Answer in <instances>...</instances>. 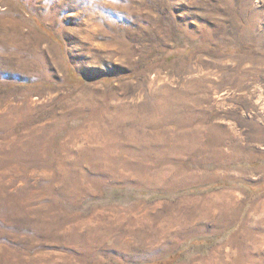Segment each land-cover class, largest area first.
Wrapping results in <instances>:
<instances>
[{
	"label": "rangeland",
	"instance_id": "rangeland-1",
	"mask_svg": "<svg viewBox=\"0 0 264 264\" xmlns=\"http://www.w3.org/2000/svg\"><path fill=\"white\" fill-rule=\"evenodd\" d=\"M254 85L264 0H0V264H264Z\"/></svg>",
	"mask_w": 264,
	"mask_h": 264
},
{
	"label": "bare ground",
	"instance_id": "bare-ground-1",
	"mask_svg": "<svg viewBox=\"0 0 264 264\" xmlns=\"http://www.w3.org/2000/svg\"><path fill=\"white\" fill-rule=\"evenodd\" d=\"M251 89L248 95L251 101L250 114L251 116H253V114H261L264 117V88L254 85ZM241 144L244 145L243 140Z\"/></svg>",
	"mask_w": 264,
	"mask_h": 264
},
{
	"label": "trees",
	"instance_id": "trees-1",
	"mask_svg": "<svg viewBox=\"0 0 264 264\" xmlns=\"http://www.w3.org/2000/svg\"><path fill=\"white\" fill-rule=\"evenodd\" d=\"M70 78H73V79H75L76 78V76L74 75V74H72V73H70ZM78 80H83V79H78Z\"/></svg>",
	"mask_w": 264,
	"mask_h": 264
}]
</instances>
